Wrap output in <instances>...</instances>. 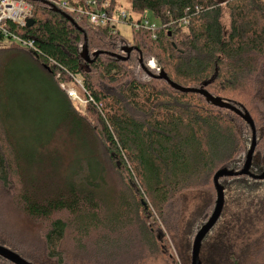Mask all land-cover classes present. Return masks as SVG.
Wrapping results in <instances>:
<instances>
[{
    "label": "trees",
    "instance_id": "trees-1",
    "mask_svg": "<svg viewBox=\"0 0 264 264\" xmlns=\"http://www.w3.org/2000/svg\"><path fill=\"white\" fill-rule=\"evenodd\" d=\"M23 1L32 6L34 24L19 27L8 21L4 27L10 35L32 43V49L0 33L1 41H10L9 47L0 49V205L12 199L26 217L48 224L43 239L48 259H65L70 264H146L150 258L175 264L170 236L174 244L178 234L166 235L160 225L167 222L168 208L177 206L179 215L174 227L168 214L172 225L168 230L177 228L180 232L187 196L206 193L201 217L205 218L202 226L206 224L210 215L207 218L205 213L217 198L215 174L224 168L235 172L243 169L253 133L234 112L151 78L140 61L153 75L164 71L181 87L200 89L208 83L205 89L212 96L248 111L257 139L251 173L261 175L264 0L74 1L76 7L96 2L109 3L112 9L129 1L132 13H152L161 24L156 39L140 31L134 33L132 41L120 33L92 28L85 16L67 12L75 25L62 14L65 12L44 1ZM85 45L92 64L82 59ZM127 48L133 49L127 61L110 55L93 56L104 52L126 57ZM20 57L54 79L66 103L70 135L81 139V145L93 135L104 146L113 166L125 176L126 193L117 196L108 188L105 167L91 158L89 172L79 179L75 175L61 188L48 176H41L54 134L41 142H27L19 139L7 122L15 95L5 78L13 73V59ZM76 79L92 99L84 107L74 105L61 89L62 83H75ZM99 80L117 89L102 91ZM89 112L95 115L97 127L86 117ZM220 183L225 204L227 192L236 193L237 222L217 238L210 261L241 264L239 259L249 256L255 263L264 252V227L257 232L258 225L264 224V181L242 176L223 178ZM69 233L73 252L65 250Z\"/></svg>",
    "mask_w": 264,
    "mask_h": 264
},
{
    "label": "rangeland",
    "instance_id": "rangeland-1",
    "mask_svg": "<svg viewBox=\"0 0 264 264\" xmlns=\"http://www.w3.org/2000/svg\"><path fill=\"white\" fill-rule=\"evenodd\" d=\"M66 1L75 4V0ZM121 5L122 6L118 7L119 9L116 8V10L131 9V2L129 1L122 2ZM147 16L151 22H158L152 13H147ZM224 22L227 24V17ZM115 28L126 40H133L135 32H133L129 26L115 25ZM183 33L186 34L187 29H184ZM9 46L10 41L0 40V49H5ZM10 66L13 73L8 74L5 81L6 83L8 82L7 84L10 90L15 95V103L14 106L10 108L9 112L11 118L7 120V122H9L14 133L19 139H23L27 142L31 139L32 141L38 140L41 142L54 134L47 149V152L50 153H45L46 160L43 164L46 165V169L44 168V173H42L41 176H48L55 187L61 188L68 179L75 178V175L77 179L85 176L90 170L88 159L91 158L105 167L106 186L114 190L117 196L126 193L127 190H125L123 185L126 180L125 176L119 174L118 170L113 166L107 156L104 146L102 147L97 139H93V135H89L91 138L86 145H81L84 144L83 141H78L81 139H77L70 135V129L67 126L64 112L66 103L63 95L56 89V82L54 79L46 72L42 73L40 68H35L32 64L29 65L27 61L21 57L13 59ZM78 80L81 81L80 79ZM75 83H67V86L76 89L82 96V89ZM98 87H100L102 91H107L108 93L117 89L116 86H110L106 81L100 80L98 81ZM73 104L76 105L75 103ZM81 112H84L83 108ZM86 117L94 124V127H97L94 114L89 112ZM44 128L47 130L44 131ZM40 130L41 133L39 132ZM42 155L43 154L40 153V157ZM206 196V193H192L187 196L186 209L182 213L183 216L180 222V232L177 228H175V231L174 229L168 230V226H172L169 223L168 214L173 217L175 223V225L173 224L174 227L178 225L179 215L177 206L174 210L172 207L168 208L166 213L167 222L163 224L160 222L162 231L165 232L166 235H169L168 232L170 234L172 233V235L174 233L178 234L174 244L169 235L171 256H173L175 264H192L194 239L200 230L199 228L205 225L204 222L202 226V222L205 218L203 219L201 217H203L202 209ZM216 199L217 198H215V202ZM235 201V191L227 192L223 215L216 228L207 236L203 243L200 255L201 264H214L212 262L213 259L210 261V256L212 257V251L215 250L217 238L227 229H232L236 225L238 206ZM215 202L213 200L211 208L205 213L207 218L209 215V218L211 217L215 208ZM178 205L180 206L179 202ZM174 212L176 215H172ZM263 227L264 224H259L257 232ZM47 228L48 224L46 222L35 221L26 217L12 199L0 205V234L3 235V242H0V244L5 246L2 247L10 251H15L22 256L23 259H27L28 261H26L30 264H70L65 261V259H48L43 243ZM74 249L73 236L69 233L66 238L65 250L67 252H73ZM2 259L0 257V264H12ZM250 259L251 258L248 256L247 258L239 259V261L241 264H264V252L261 256L255 258V263L251 262ZM145 263L163 264L161 261L150 258H147Z\"/></svg>",
    "mask_w": 264,
    "mask_h": 264
},
{
    "label": "built area",
    "instance_id": "built-area-1",
    "mask_svg": "<svg viewBox=\"0 0 264 264\" xmlns=\"http://www.w3.org/2000/svg\"><path fill=\"white\" fill-rule=\"evenodd\" d=\"M49 4L52 8L65 13L77 14L87 17L88 24L94 29H106L112 34L120 33L115 25L129 26L133 32L147 31L156 39L157 32L161 27L160 22H151L147 13L137 15L128 9H112L109 3L98 5L96 2H85L83 6L76 7L66 0H41ZM119 9V8H118ZM32 6L23 0H0V33L5 37H11L14 43L27 49H32V43L17 36L10 35L5 29V22H12L16 26L25 27L28 20L32 19ZM186 23V22H185ZM76 84L82 89L81 96L76 89L69 88L66 83L61 84V89L68 98L81 107L88 105L92 99L86 94L84 86L78 79Z\"/></svg>",
    "mask_w": 264,
    "mask_h": 264
},
{
    "label": "water",
    "instance_id": "water-1",
    "mask_svg": "<svg viewBox=\"0 0 264 264\" xmlns=\"http://www.w3.org/2000/svg\"><path fill=\"white\" fill-rule=\"evenodd\" d=\"M58 12H61L57 9ZM67 19H69L72 23L75 24L73 19L67 15L66 13H62ZM34 24V21L32 19L28 20L26 23V27H30ZM76 25V24H75ZM133 52L132 48L125 49L124 53L126 54V57H123L121 55H115V54H109L104 52H96L93 54V56L98 58L101 55H110L113 58H117L121 61H127L130 58L131 53ZM82 59L88 63L92 64L94 60H91V56L89 54L88 47L85 45L82 51ZM140 63L142 64L143 70L148 74L151 78L165 81L168 83V85L180 92V93H191V94H197L204 97L208 103L212 104L214 107L220 108V109H226L229 111L234 112L236 115H238L240 118H242L252 129L253 133V139L252 144L249 150V153L246 157V162L244 164L243 169L240 172H235L233 170H229L228 168H224L219 170L213 179L214 187L217 194V199L215 202V208L214 211L209 218V220L206 222V224L199 230V232L196 234V237L194 239L193 243V249H192V264H201V250L203 242L205 241L206 237L210 234V232L213 230V228L217 225L219 222L225 208V190L224 187L221 185L220 181L223 178H232V177H242V176H249L255 180L264 181V172L261 175H254L251 173V168L253 164V159L255 155V150L257 146V139H256V127L254 124L253 119L251 118L248 111L244 110L241 111L237 107L233 106L231 103L225 102L220 98H216L212 96L205 87L208 86V83H206L202 88L195 89V88H185L181 87L173 82H171L164 71H161L159 75H153L151 72H149L143 65V61L141 59ZM0 257L11 262L12 264H30L24 259H22L19 255L13 253L12 251L0 246Z\"/></svg>",
    "mask_w": 264,
    "mask_h": 264
}]
</instances>
